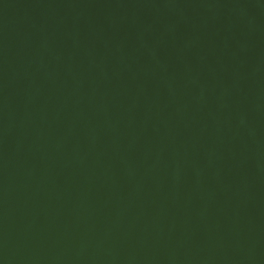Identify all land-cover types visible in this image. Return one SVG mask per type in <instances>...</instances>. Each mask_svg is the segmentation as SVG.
<instances>
[{"label":"water","instance_id":"water-1","mask_svg":"<svg viewBox=\"0 0 264 264\" xmlns=\"http://www.w3.org/2000/svg\"><path fill=\"white\" fill-rule=\"evenodd\" d=\"M0 264H264V0H0Z\"/></svg>","mask_w":264,"mask_h":264}]
</instances>
